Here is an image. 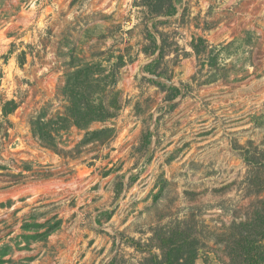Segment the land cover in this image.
<instances>
[{
    "label": "rangeland",
    "instance_id": "rangeland-1",
    "mask_svg": "<svg viewBox=\"0 0 264 264\" xmlns=\"http://www.w3.org/2000/svg\"><path fill=\"white\" fill-rule=\"evenodd\" d=\"M171 1L0 0V264H148L161 234L232 264L264 209V0Z\"/></svg>",
    "mask_w": 264,
    "mask_h": 264
},
{
    "label": "trees",
    "instance_id": "trees-1",
    "mask_svg": "<svg viewBox=\"0 0 264 264\" xmlns=\"http://www.w3.org/2000/svg\"><path fill=\"white\" fill-rule=\"evenodd\" d=\"M143 5L147 6L154 15H172L175 12V6L171 0H143ZM174 89L178 92L177 88ZM41 119L42 117H39L32 125L40 139L44 138V123ZM149 136L150 132L147 137ZM247 163L253 167L252 177L264 178V161H248ZM252 177L248 179L249 184H253ZM256 187L258 192L264 193V183L259 181ZM261 210L254 217L235 226L237 230L233 233L234 239L227 251L232 264H264V209ZM158 236L161 257L152 254L147 260L148 264H195L197 251L193 244L188 246L186 239L175 234Z\"/></svg>",
    "mask_w": 264,
    "mask_h": 264
},
{
    "label": "water",
    "instance_id": "water-1",
    "mask_svg": "<svg viewBox=\"0 0 264 264\" xmlns=\"http://www.w3.org/2000/svg\"><path fill=\"white\" fill-rule=\"evenodd\" d=\"M148 157V154H146L145 158H144V161L146 160V158Z\"/></svg>",
    "mask_w": 264,
    "mask_h": 264
}]
</instances>
